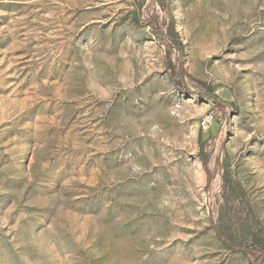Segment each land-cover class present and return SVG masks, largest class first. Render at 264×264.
Listing matches in <instances>:
<instances>
[{
    "label": "rangeland",
    "instance_id": "1",
    "mask_svg": "<svg viewBox=\"0 0 264 264\" xmlns=\"http://www.w3.org/2000/svg\"><path fill=\"white\" fill-rule=\"evenodd\" d=\"M0 264H264V0H0Z\"/></svg>",
    "mask_w": 264,
    "mask_h": 264
},
{
    "label": "trees",
    "instance_id": "2",
    "mask_svg": "<svg viewBox=\"0 0 264 264\" xmlns=\"http://www.w3.org/2000/svg\"><path fill=\"white\" fill-rule=\"evenodd\" d=\"M175 46H176L179 54H181V51H182L181 46L179 44H176ZM178 75H179L178 77H179V79L181 81V83H179V85L184 86V84H183L184 70H183L182 63L181 62L179 63Z\"/></svg>",
    "mask_w": 264,
    "mask_h": 264
}]
</instances>
